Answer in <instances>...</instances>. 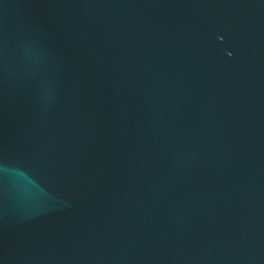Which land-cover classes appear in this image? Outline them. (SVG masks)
Listing matches in <instances>:
<instances>
[{
	"label": "water",
	"instance_id": "water-1",
	"mask_svg": "<svg viewBox=\"0 0 264 264\" xmlns=\"http://www.w3.org/2000/svg\"><path fill=\"white\" fill-rule=\"evenodd\" d=\"M0 264H264V0H0Z\"/></svg>",
	"mask_w": 264,
	"mask_h": 264
}]
</instances>
